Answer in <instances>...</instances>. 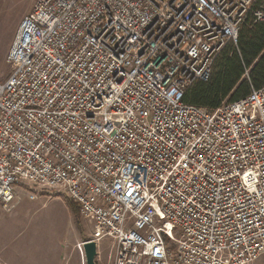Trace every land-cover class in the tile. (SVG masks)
<instances>
[{"label": "built area", "instance_id": "obj_1", "mask_svg": "<svg viewBox=\"0 0 264 264\" xmlns=\"http://www.w3.org/2000/svg\"><path fill=\"white\" fill-rule=\"evenodd\" d=\"M250 14L264 0H34L0 82V208L61 189L109 264L259 259L264 88L182 101Z\"/></svg>", "mask_w": 264, "mask_h": 264}, {"label": "rangeland", "instance_id": "obj_2", "mask_svg": "<svg viewBox=\"0 0 264 264\" xmlns=\"http://www.w3.org/2000/svg\"><path fill=\"white\" fill-rule=\"evenodd\" d=\"M34 0H0V82L6 79L9 68L6 56L17 32L21 19L27 15ZM61 189L41 190L29 183L15 189L13 209L6 212L1 208L0 228L9 229V238L28 239L41 245L42 252L62 250L68 263L85 264L78 246L90 239L91 224L73 215L67 197ZM75 205V204H74ZM109 238L98 243L96 264L110 263ZM67 262V261H66ZM252 264H264V254Z\"/></svg>", "mask_w": 264, "mask_h": 264}, {"label": "trees", "instance_id": "obj_3", "mask_svg": "<svg viewBox=\"0 0 264 264\" xmlns=\"http://www.w3.org/2000/svg\"><path fill=\"white\" fill-rule=\"evenodd\" d=\"M261 88H264V20L254 22L250 14L238 31L236 45L227 43L215 58L208 82L193 83L184 92L182 101L215 110ZM69 204L77 220V208L73 202Z\"/></svg>", "mask_w": 264, "mask_h": 264}, {"label": "crops", "instance_id": "obj_4", "mask_svg": "<svg viewBox=\"0 0 264 264\" xmlns=\"http://www.w3.org/2000/svg\"><path fill=\"white\" fill-rule=\"evenodd\" d=\"M91 239L92 234L89 240ZM68 257L71 258L70 254L65 257L59 247L53 253L45 254L42 252L41 245L33 240L10 239L9 229L5 231L3 227L0 228V264H71L68 263Z\"/></svg>", "mask_w": 264, "mask_h": 264}, {"label": "water", "instance_id": "obj_5", "mask_svg": "<svg viewBox=\"0 0 264 264\" xmlns=\"http://www.w3.org/2000/svg\"><path fill=\"white\" fill-rule=\"evenodd\" d=\"M85 264H96L97 243L94 240H89L83 243L82 246Z\"/></svg>", "mask_w": 264, "mask_h": 264}]
</instances>
